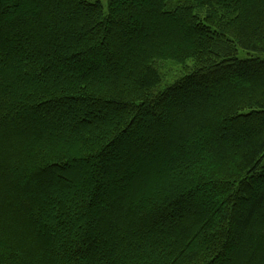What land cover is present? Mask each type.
Masks as SVG:
<instances>
[{
  "label": "trees",
  "instance_id": "obj_1",
  "mask_svg": "<svg viewBox=\"0 0 264 264\" xmlns=\"http://www.w3.org/2000/svg\"><path fill=\"white\" fill-rule=\"evenodd\" d=\"M240 51L264 0H0V264H264Z\"/></svg>",
  "mask_w": 264,
  "mask_h": 264
},
{
  "label": "rangeland",
  "instance_id": "obj_2",
  "mask_svg": "<svg viewBox=\"0 0 264 264\" xmlns=\"http://www.w3.org/2000/svg\"><path fill=\"white\" fill-rule=\"evenodd\" d=\"M103 6V9L106 11L107 10V0H99ZM239 56L240 57H246V56H252V57H259L261 59H264V52H260V53H247L245 51H240L239 52ZM156 221L159 222V220L157 219ZM161 222V221H160ZM159 222V224H160ZM157 224V222H156ZM141 228H144L143 225L141 226Z\"/></svg>",
  "mask_w": 264,
  "mask_h": 264
},
{
  "label": "snow or ice",
  "instance_id": "obj_3",
  "mask_svg": "<svg viewBox=\"0 0 264 264\" xmlns=\"http://www.w3.org/2000/svg\"><path fill=\"white\" fill-rule=\"evenodd\" d=\"M98 2H99V0H89V4L91 6H95V4L98 3ZM261 106L264 107V104H262Z\"/></svg>",
  "mask_w": 264,
  "mask_h": 264
}]
</instances>
